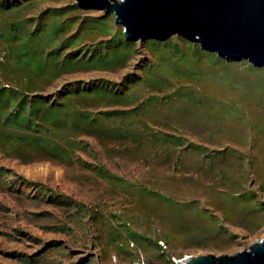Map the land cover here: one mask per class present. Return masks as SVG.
Returning <instances> with one entry per match:
<instances>
[{
    "label": "rangeland",
    "instance_id": "374dc122",
    "mask_svg": "<svg viewBox=\"0 0 264 264\" xmlns=\"http://www.w3.org/2000/svg\"><path fill=\"white\" fill-rule=\"evenodd\" d=\"M264 239V68L133 40L77 0H0V264H179Z\"/></svg>",
    "mask_w": 264,
    "mask_h": 264
},
{
    "label": "water",
    "instance_id": "95a60500",
    "mask_svg": "<svg viewBox=\"0 0 264 264\" xmlns=\"http://www.w3.org/2000/svg\"><path fill=\"white\" fill-rule=\"evenodd\" d=\"M83 9L114 13L133 40L173 35L228 60L264 68V0H77ZM181 264H264V239L234 255H201Z\"/></svg>",
    "mask_w": 264,
    "mask_h": 264
},
{
    "label": "bare ground",
    "instance_id": "6f19581e",
    "mask_svg": "<svg viewBox=\"0 0 264 264\" xmlns=\"http://www.w3.org/2000/svg\"><path fill=\"white\" fill-rule=\"evenodd\" d=\"M190 258L191 257L187 256L185 259L178 261V263L181 264V263H183L184 261H186L187 259H190Z\"/></svg>",
    "mask_w": 264,
    "mask_h": 264
}]
</instances>
